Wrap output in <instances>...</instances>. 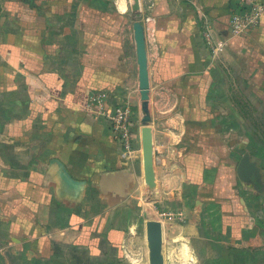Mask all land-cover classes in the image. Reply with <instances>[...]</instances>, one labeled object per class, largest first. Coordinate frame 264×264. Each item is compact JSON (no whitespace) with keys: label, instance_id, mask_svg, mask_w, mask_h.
<instances>
[{"label":"crops","instance_id":"1","mask_svg":"<svg viewBox=\"0 0 264 264\" xmlns=\"http://www.w3.org/2000/svg\"><path fill=\"white\" fill-rule=\"evenodd\" d=\"M132 5L0 0V264H150L149 221L162 225L164 264H264V210L250 207L257 167L242 180L232 146L264 126V13L232 37L237 0ZM103 93L105 112L134 109L131 159L91 103Z\"/></svg>","mask_w":264,"mask_h":264},{"label":"built area","instance_id":"2","mask_svg":"<svg viewBox=\"0 0 264 264\" xmlns=\"http://www.w3.org/2000/svg\"><path fill=\"white\" fill-rule=\"evenodd\" d=\"M237 11L230 18V33L232 37L248 36L258 27L260 19L264 13L262 0H237ZM203 36L207 46L214 56H218L222 50L217 46L213 29L208 24L204 25ZM106 93L96 94L91 97L93 106H98L112 124L117 140L122 144L123 157L131 159L134 153L132 126L134 123L135 112L130 104L120 106L113 110L104 111V106L108 104Z\"/></svg>","mask_w":264,"mask_h":264},{"label":"water","instance_id":"3","mask_svg":"<svg viewBox=\"0 0 264 264\" xmlns=\"http://www.w3.org/2000/svg\"><path fill=\"white\" fill-rule=\"evenodd\" d=\"M132 9L135 13L140 11V0H132ZM135 39L137 45L138 58L140 63V77H141V90L143 93V124L145 128L143 130V143L146 154L148 175L146 178V184L149 187L154 185L155 171H154V159L152 150V134L151 128L148 126L151 121L149 103H148V91H149V77L148 66L146 56V44L145 34L142 24L137 23L135 25ZM256 172V167L250 162L248 157H244L238 165V174L242 180L249 179L252 174ZM148 228V244L150 250V264H164V257L162 254V225L158 221H149Z\"/></svg>","mask_w":264,"mask_h":264},{"label":"rangeland","instance_id":"4","mask_svg":"<svg viewBox=\"0 0 264 264\" xmlns=\"http://www.w3.org/2000/svg\"><path fill=\"white\" fill-rule=\"evenodd\" d=\"M251 121L254 122L253 120ZM249 129L252 134L248 137L249 139H254L255 141L249 144H243L240 141L236 143L233 142L232 146H236V148H238V159L242 157H248L250 161L257 167L258 175L256 181L259 183V185L256 184L254 186V196H251L250 198V207L255 213L257 210H264V126H253ZM260 140L262 141L261 143Z\"/></svg>","mask_w":264,"mask_h":264}]
</instances>
